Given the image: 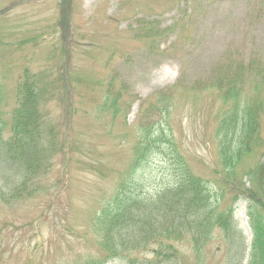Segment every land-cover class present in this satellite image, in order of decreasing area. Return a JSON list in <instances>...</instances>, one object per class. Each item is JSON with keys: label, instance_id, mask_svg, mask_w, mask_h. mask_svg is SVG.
<instances>
[{"label": "rangeland", "instance_id": "obj_1", "mask_svg": "<svg viewBox=\"0 0 264 264\" xmlns=\"http://www.w3.org/2000/svg\"><path fill=\"white\" fill-rule=\"evenodd\" d=\"M0 12L5 110L15 106L20 77L29 70L39 82L46 137L56 135L51 142L62 141L63 151L69 139L87 146L74 155L55 149L54 165L35 183L31 197L0 202V264L60 262L55 247L67 246L69 234L98 208V192L114 185L112 176L99 180L90 173L91 164H110L107 171L127 166L123 149L131 148L135 136L121 140L123 132L158 120L149 109L142 117L141 112L155 94L165 95L172 86L178 87L174 100L184 112L189 148L197 152H189L187 160L214 181L208 148L213 122L206 120L226 106L208 86L218 68L242 66L245 80H253L245 69L251 57L264 63V0H0ZM107 97L118 103L112 112L121 113L115 119L110 108L98 105ZM262 124L264 137V113ZM91 151H97L93 158ZM153 164L160 172L155 176L150 170L147 178L156 187L170 171L159 157ZM183 164L180 160L171 174ZM236 206L249 244L247 206L241 200ZM87 232L92 237V228ZM76 248L77 254L93 249L87 241ZM226 248L213 242L205 263L226 264ZM184 250L192 262L191 248Z\"/></svg>", "mask_w": 264, "mask_h": 264}, {"label": "trees", "instance_id": "obj_2", "mask_svg": "<svg viewBox=\"0 0 264 264\" xmlns=\"http://www.w3.org/2000/svg\"><path fill=\"white\" fill-rule=\"evenodd\" d=\"M255 58H250L245 69L253 80H245L242 66L235 71L218 68L208 86L226 106L206 120L213 122L208 148L213 153L209 165L216 175L214 183L187 160L189 152L195 151L189 148L184 112L174 100L178 87L172 86L165 95L155 94L140 116L149 109L158 120L148 125L138 122L135 129L122 134L125 141L135 136L131 148L123 149L129 158L127 166H111L107 171L110 164H91L90 173L99 180L110 175L114 185L108 192H98V208L69 234L67 246L55 247L54 256L61 255L58 264H105L116 259L124 264H206V254L217 241L228 247L227 264H244L247 252L248 264H264V63ZM20 79L9 113L0 77V202L5 204L25 201L36 192L35 183L54 165L55 149L74 155L87 147L69 139L63 151L62 141L51 142L56 135L50 132L46 137L39 82L29 70ZM98 105L111 112L118 107L115 97ZM119 113L116 109L112 117ZM96 152L91 151L90 158ZM157 157L170 174L151 187L147 175L150 170L155 176L160 172L159 165L153 164ZM180 160L184 164L173 176L172 168ZM62 174L66 180L68 173L63 169ZM240 199L247 204L252 231L249 246L235 215ZM90 228L92 237L87 232ZM86 241L92 251L77 254L76 247ZM185 245L193 252L192 262Z\"/></svg>", "mask_w": 264, "mask_h": 264}]
</instances>
